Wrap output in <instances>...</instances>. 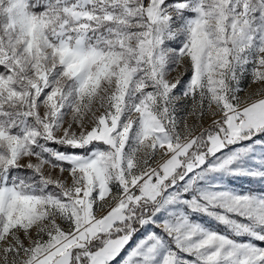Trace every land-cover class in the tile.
Listing matches in <instances>:
<instances>
[{"label": "snow or ice", "instance_id": "obj_1", "mask_svg": "<svg viewBox=\"0 0 264 264\" xmlns=\"http://www.w3.org/2000/svg\"><path fill=\"white\" fill-rule=\"evenodd\" d=\"M262 244L264 0H0V264Z\"/></svg>", "mask_w": 264, "mask_h": 264}, {"label": "rangeland", "instance_id": "obj_2", "mask_svg": "<svg viewBox=\"0 0 264 264\" xmlns=\"http://www.w3.org/2000/svg\"><path fill=\"white\" fill-rule=\"evenodd\" d=\"M179 71H182V69L178 70L177 72H173L169 78H170V79L174 78L176 75H178ZM184 79H185V80L187 79V75H185ZM248 82H249L248 80H245V81H244L245 85H247ZM182 83H183V81H182ZM255 88H256V85H253L251 88L248 89V91H249V92H250V91H253ZM244 95H246V93L242 92V93H241V96L243 97ZM190 122H191V121H190ZM208 122H209V121L206 120V121H205V124H207ZM46 171H48L47 168H46ZM56 173H58V169L56 170ZM56 173H53V174H56ZM65 175H66V174H65ZM236 184H237L238 187H242V188H244V189L253 188L254 190H256V189L259 188V185L254 184V183H252V182H249L246 178H240V179H238V180L236 181ZM106 211H107V210H105L104 213H98V214H99V215L106 214ZM134 242H135V238L133 239V243H134ZM129 247H131V245H129ZM125 251H127V249H125ZM122 255H123V253H122ZM118 259H119V258H118Z\"/></svg>", "mask_w": 264, "mask_h": 264}, {"label": "trees", "instance_id": "obj_3", "mask_svg": "<svg viewBox=\"0 0 264 264\" xmlns=\"http://www.w3.org/2000/svg\"><path fill=\"white\" fill-rule=\"evenodd\" d=\"M261 246H264V244H262Z\"/></svg>", "mask_w": 264, "mask_h": 264}]
</instances>
